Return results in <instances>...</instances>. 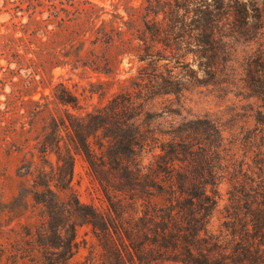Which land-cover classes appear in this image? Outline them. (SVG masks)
<instances>
[{
  "label": "rangeland",
  "instance_id": "1",
  "mask_svg": "<svg viewBox=\"0 0 264 264\" xmlns=\"http://www.w3.org/2000/svg\"><path fill=\"white\" fill-rule=\"evenodd\" d=\"M42 1L50 2L0 0V264H102L107 258L102 238L98 235V225L103 219L121 209H128L134 215L142 214L146 210L144 199L156 197L154 194L158 197L157 189L142 184L132 190L134 197L131 199L129 193L121 189L120 165L107 156L108 164L99 166L98 163L94 170L83 151L73 146L67 131L63 128L56 130L61 116L84 117L96 108L110 106V100L116 95L122 101L120 106L124 97L130 95L137 102H142L143 109L149 113L147 116L142 114V118L147 123H154L157 136H161L159 131L170 128L166 119L175 120V124H179L182 117L219 121L224 139L218 158L214 162L213 151L208 154L209 161L201 165L208 167V171L212 168V174L205 173L201 167L196 172L192 166L186 169L177 159L173 160V165L177 171L187 172L189 177L205 175L210 181L207 193L216 201H210L208 205L204 221L206 229L200 234L213 246L217 243L214 250L230 252L238 239L247 237L244 223H237V220L234 224L227 214L233 211L234 205H238L240 198L243 202L239 211L245 212L243 207L246 206L248 191L245 183L251 181V174L256 175L248 168H252V158L257 152L264 151V108L255 98L234 95V89L230 91L232 87L220 90L214 84V78L210 76L207 80V75L197 69V62L192 61L191 54L186 60L191 62V68L197 70V79L184 81V88L172 93L156 92L159 88L152 85L147 76L142 80V67L148 73L153 72V67L132 54L114 62L112 72L107 74L81 64L75 68L56 65L38 69L35 62L42 41L47 42L45 50H49L60 43L70 29H84L86 26L82 16L77 22L66 20L60 23L46 19L48 10ZM92 1L102 7L104 17L121 24L125 42L107 47L100 43L91 45L87 41L83 61H101L104 53H117L128 48L131 34L127 30L128 25L120 22L121 15L128 17L126 9L130 5L147 3L146 0ZM261 1L264 9V0ZM75 4H80V1L75 0ZM42 8L45 10L40 12ZM131 25L139 27L140 19H135ZM256 29L249 42L242 36L232 39L230 56L242 59L260 43L264 44V15L257 34ZM133 42L137 40L133 39ZM27 57H32V60ZM173 64L170 62L168 68H172L170 73L176 74L180 68ZM63 89L76 97L75 105L57 98L56 94ZM139 94L141 98H138ZM119 113L125 117L124 114L133 113V110L122 109ZM151 142L138 151L137 157L142 164L152 167V170L151 167L147 170L154 179L164 183L159 164L167 159L157 154L160 149L153 147L155 143ZM209 142L214 143V136L209 138ZM89 145L98 157L97 161L102 155H109L110 145L101 130L96 135L90 134ZM58 152L59 157H63L59 166ZM69 154L73 156L72 176L62 183L63 187L56 186L55 177L67 169L65 161H69ZM233 193H237L236 200H232ZM67 202L69 204L66 205ZM73 226L74 238L71 247L67 248L59 244L60 239L66 238L69 242ZM59 234L64 237L59 238ZM251 235L249 243L257 246V241L253 242V233ZM261 253L263 256L258 264H264V243H261ZM250 259L249 263L253 264L255 256ZM137 264L181 263L160 259Z\"/></svg>",
  "mask_w": 264,
  "mask_h": 264
},
{
  "label": "trees",
  "instance_id": "2",
  "mask_svg": "<svg viewBox=\"0 0 264 264\" xmlns=\"http://www.w3.org/2000/svg\"><path fill=\"white\" fill-rule=\"evenodd\" d=\"M79 1L78 5L75 0H50L49 3L42 1L48 10L46 19H55L60 23L66 20L77 22L79 16H82L86 26L84 29H70L69 34L49 50H45L47 42L42 41L38 60L35 62L36 68L46 69L56 65L75 68L81 64L107 74L112 72L114 62H120L124 55L132 54L140 61H148L153 67V72L149 73L142 67V80L147 76L149 82L159 88L156 92L172 93L182 90L184 81L197 79V70L191 68V62L186 60L191 54L192 61L197 62V69L207 75V80L210 76L214 78V84L220 90L232 87L230 91L234 89V95L255 98L264 108V44L260 43L250 55H245L242 59L230 56L233 38L242 36L249 42L253 39L255 28V33H258L263 22V1L146 0L147 3L140 6L130 5L126 9L128 17L121 15L120 19L121 23L128 25L127 30H130L128 48H122L117 53H104L101 61H83L85 43L88 41L91 45L100 43L107 47L115 46L125 42L124 30L116 20L104 17L102 7L92 0ZM43 10L45 9L42 8L40 12ZM138 18L141 25L133 27L131 24ZM133 39L137 42H133ZM87 51L90 53V48ZM26 59L32 60V57ZM170 62L179 66L180 70L176 74L170 73ZM180 73L182 74L179 75ZM56 96L62 102L76 104V97H72L64 89ZM131 96L124 97L122 106L117 95L113 96L110 106L106 108H96L87 112L84 117L71 114L61 116L56 124V130L63 128L67 131L73 146L83 151L94 170L98 163L99 166L108 164L107 156L120 165L123 180L121 189L127 191L131 199L134 197L132 190L138 185L145 184L159 191L158 197L154 194L156 197L144 199L146 210L142 214L134 215L128 209H121L98 225V235L102 238V247L107 255L102 264L150 263L160 259L181 264H250L252 256H255L253 264H258L263 256L261 243H264V151L257 152L252 158V168H248L256 175L251 174V181L245 183L248 187L246 206L243 207L245 212L239 211L243 202L240 198L238 205H234L233 211L227 214L234 224L237 220V223H244L247 237L238 239L237 245L228 253L216 251L214 248L217 243L213 246L212 242L200 234L206 229L204 221L208 205L210 201H216L207 193L210 181L205 175L195 178L189 177L187 172L177 171L173 160L182 161L186 169L192 166L194 172L201 167L206 170L205 173L212 174V168L208 171V167L201 165L209 161V155L213 151L214 162L218 158L224 139L223 128L217 120L213 122L199 117H182L179 124H175V120L166 119L170 128L159 131L161 136H157L154 123H147L142 118V114L147 116L148 113L143 109L144 104ZM141 96L139 94L138 98ZM122 109H132L133 113H126L122 117L119 113ZM99 130L103 132L110 150L109 155L104 154L97 161L98 157L89 145V136L96 135ZM213 136L214 143H210L209 138ZM149 141L155 143L153 147H159L160 152L157 154L167 159L159 164L164 183L154 179L147 170L151 166L142 164L137 157L138 151L144 149ZM57 146L59 148V139ZM69 157V161H65L67 169L55 177L56 186L63 187L62 183L72 176V154ZM59 160H63V157H59L58 152V166ZM146 180L149 182L146 183ZM236 194L233 193L232 200H236ZM92 224L97 226L94 222ZM252 233L253 242L257 241V246L249 243L252 241ZM69 235V242L64 238L60 239L59 244L70 248L74 226ZM60 236L64 237L62 234H59V238ZM213 250L214 254L211 253Z\"/></svg>",
  "mask_w": 264,
  "mask_h": 264
}]
</instances>
